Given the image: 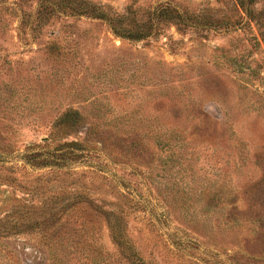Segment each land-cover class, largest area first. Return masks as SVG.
Masks as SVG:
<instances>
[{
  "label": "rangeland",
  "instance_id": "374dc122",
  "mask_svg": "<svg viewBox=\"0 0 264 264\" xmlns=\"http://www.w3.org/2000/svg\"><path fill=\"white\" fill-rule=\"evenodd\" d=\"M255 9L0 0V219L43 222L0 238V264L42 263L45 240L74 236L57 250L108 263L118 248L102 211L116 208L148 264H264V0ZM116 16L152 33L118 36ZM66 111L83 120L56 127ZM60 154L89 156L39 165ZM86 192L92 206L68 200ZM53 202L75 207L52 219Z\"/></svg>",
  "mask_w": 264,
  "mask_h": 264
},
{
  "label": "trees",
  "instance_id": "16d2710c",
  "mask_svg": "<svg viewBox=\"0 0 264 264\" xmlns=\"http://www.w3.org/2000/svg\"><path fill=\"white\" fill-rule=\"evenodd\" d=\"M240 6L244 9V12L250 18H256L257 15L261 14V11L256 12L255 5L258 0H237ZM98 17L105 18L107 17L103 10H99L97 12ZM110 24L112 25V29L114 33L118 36L127 38L129 40H141L146 39L151 33L153 26L152 24H144L140 23L134 16L133 18L129 16H116L115 18L110 19ZM83 120L81 115L76 111H66L63 115L58 118L56 121V127H72L77 125ZM83 149V148H80ZM71 156L72 159L75 158H84L89 156V154H60L52 160H43L39 162L41 166H51V167H62L63 163L66 160L67 156ZM61 160V162H59ZM78 199V202H82L86 205L92 206L94 204L91 202V196L86 193H75L68 200ZM67 201V200H65ZM52 205V209L48 212L53 216L54 219L59 212L63 211V214L73 212L74 205H68L65 209H58L55 206V202ZM98 208V207H97ZM102 210V207H101ZM20 211V210H19ZM18 211H12L8 216L0 219V238H8L11 233L16 232L20 234V230L22 228H26L28 231H34L37 228L43 225V222H39V220H35V223L32 224L31 214L29 212L20 213L19 216H16ZM102 214L106 215V221L111 231L112 238L118 248V253L110 257V261L104 262V264H148L145 262L135 248L132 246L130 240L126 234V225H125V214L123 209L116 208L113 210H103ZM57 224L61 222V218L57 219ZM75 234L77 229L74 228ZM68 237L63 238H55L51 237L44 241V245L48 247V252H43L41 250L35 251V255H39V259L42 263L38 264H61V262H68V264H88L90 263L89 256H82L81 253L77 250H65L62 253V250H57V247L61 246L63 242ZM69 240L76 241V237L68 238ZM75 244V243H74ZM17 254V253H16ZM20 255V254H19ZM22 257V255H21ZM240 258L243 260L242 262L247 263L249 260H252L250 257L240 255ZM29 262H23V264H28Z\"/></svg>",
  "mask_w": 264,
  "mask_h": 264
}]
</instances>
